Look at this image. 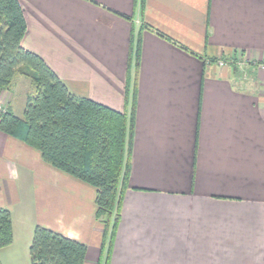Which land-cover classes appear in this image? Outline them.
<instances>
[{
  "label": "crops",
  "instance_id": "obj_1",
  "mask_svg": "<svg viewBox=\"0 0 264 264\" xmlns=\"http://www.w3.org/2000/svg\"><path fill=\"white\" fill-rule=\"evenodd\" d=\"M20 2L23 46L72 92L130 115L136 87L129 187L107 264H263L264 0H34L32 12ZM235 54L249 61L246 78ZM15 96L0 98L21 116ZM95 199L93 185L0 130V208L14 234L0 264L31 260L37 225L85 242V264H106Z\"/></svg>",
  "mask_w": 264,
  "mask_h": 264
},
{
  "label": "trees",
  "instance_id": "obj_2",
  "mask_svg": "<svg viewBox=\"0 0 264 264\" xmlns=\"http://www.w3.org/2000/svg\"><path fill=\"white\" fill-rule=\"evenodd\" d=\"M27 29L20 0H0V94L12 87L17 73L30 78L35 88V93L27 94L21 116L10 107L0 113V130L24 140L45 161L96 188V217L104 228L107 264L129 187L136 87L130 115L72 92L39 53L23 46ZM140 51L138 36L137 73ZM13 237L11 212L0 208V249L10 245ZM86 254L85 242L46 226L35 227L30 264H85Z\"/></svg>",
  "mask_w": 264,
  "mask_h": 264
},
{
  "label": "rangeland",
  "instance_id": "obj_3",
  "mask_svg": "<svg viewBox=\"0 0 264 264\" xmlns=\"http://www.w3.org/2000/svg\"><path fill=\"white\" fill-rule=\"evenodd\" d=\"M23 1H24V3H27L29 5V12H32V3H33L34 0H23ZM33 17L34 16L31 13L30 21H32V22H33ZM122 18L125 19V20L127 19L125 16H123ZM64 31H65L64 32L65 34H66V32H68L66 29H64ZM109 35H113V31L112 30L110 31ZM30 40H31L32 44H35L32 41V40H34V37H32L31 34L29 36L28 41L30 42ZM31 50L34 51V49H31ZM45 50H46V48H45ZM35 52H37V51L35 50ZM233 59H235L236 64L241 68L242 73H243V75H242L243 78H246L248 76V73H247V70H246L245 66L249 64V61L247 59H245L243 57V55H241V54H236ZM11 89H12L13 93L16 95L15 96V100H14V109H15L16 112H19L21 114L22 110L24 109V104H25L24 101H23V96H24V94L27 96V94H29V93H35L34 85L32 84L30 78H28L27 76H24V75H22L20 73H17ZM0 96H1V94H0ZM0 101L5 106V103L2 101L1 98H0ZM18 110H20V111H18ZM262 215L263 214H259V217L261 218ZM256 217H254V218L256 219ZM258 220H260V219H258ZM254 235H255V233L251 230L249 236L252 237L255 241H261V240H259V238L258 239L254 238L253 237ZM248 239H251V238H248ZM260 254H261V251H260ZM30 263H31V260L26 261V263L20 262L18 264H30ZM254 264H262V262H258V263H254Z\"/></svg>",
  "mask_w": 264,
  "mask_h": 264
},
{
  "label": "built area",
  "instance_id": "obj_4",
  "mask_svg": "<svg viewBox=\"0 0 264 264\" xmlns=\"http://www.w3.org/2000/svg\"><path fill=\"white\" fill-rule=\"evenodd\" d=\"M218 62L220 63V65H223L225 63V61L223 59H220ZM5 109H6V107L0 101V113L5 111Z\"/></svg>",
  "mask_w": 264,
  "mask_h": 264
}]
</instances>
